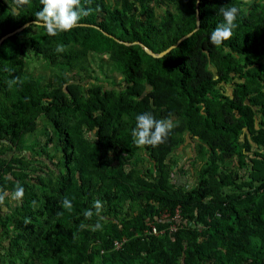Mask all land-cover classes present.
<instances>
[{
  "label": "trees",
  "instance_id": "1",
  "mask_svg": "<svg viewBox=\"0 0 264 264\" xmlns=\"http://www.w3.org/2000/svg\"><path fill=\"white\" fill-rule=\"evenodd\" d=\"M81 2L92 14L49 36L40 0L19 16L0 0V39L31 22L0 44V264H264V0H200L162 57L123 41L167 49L194 0ZM144 112L174 125L156 147L133 143Z\"/></svg>",
  "mask_w": 264,
  "mask_h": 264
},
{
  "label": "clouds",
  "instance_id": "2",
  "mask_svg": "<svg viewBox=\"0 0 264 264\" xmlns=\"http://www.w3.org/2000/svg\"><path fill=\"white\" fill-rule=\"evenodd\" d=\"M12 16H19L20 9L25 6H31V0H7ZM194 3L199 4V0H194ZM250 0H243L244 5H248ZM40 4L43 6L39 11L35 13V21L32 25H37L45 29L47 35L56 36L58 33L72 30L78 25L82 17H86L92 14L90 7H84L81 0H40ZM84 4H91V0H84ZM241 8L232 6L230 8H221L220 14L223 17L222 23L216 26L210 35V42L220 47L226 40H229L233 35V30L238 26L236 23L237 16L241 12ZM246 11V9H244ZM31 25V26H32ZM64 45L58 44L56 47L57 52L64 51ZM17 81L14 79L9 82V87L15 84ZM135 127L131 131L133 137V143L138 147L152 146L156 147L163 143L171 129L173 124L168 119L157 120L149 112L138 114L135 117ZM9 193L0 189V206L5 204L6 198ZM13 200L19 202L24 197V188L17 182L14 191L11 193ZM35 206V201L32 202ZM61 205L63 208L71 212L72 202L65 197ZM93 207L95 208V214L99 216L102 204L99 200L94 201ZM92 209L85 210L83 215L86 220H90L93 217ZM83 228L84 225L82 224ZM103 225L97 221L92 226V231L102 230Z\"/></svg>",
  "mask_w": 264,
  "mask_h": 264
},
{
  "label": "water",
  "instance_id": "3",
  "mask_svg": "<svg viewBox=\"0 0 264 264\" xmlns=\"http://www.w3.org/2000/svg\"><path fill=\"white\" fill-rule=\"evenodd\" d=\"M200 2V0H199ZM196 22H197V27L190 33L184 35L183 37H181L177 43L169 46L167 49L160 51V52H155L154 50H152L151 48H149L147 45H145L144 43L140 42V41H136V42H127V41H123L126 44H132V43H139L140 45L143 46V48L146 50L147 53H149L150 55L154 56V57H162L165 54H167L169 51H171L172 49H174L175 47H177L184 39H186L187 37H189L193 32H195L196 30H198L200 28V24H201V17H200V10H199V4H197V14H196ZM31 24V22H27L24 25H22L21 27L17 28L16 30L4 35L1 39H0V44L3 42V40L5 38H7L8 36L19 32L21 30H23L25 27L29 26ZM105 34L110 35L108 32L104 31Z\"/></svg>",
  "mask_w": 264,
  "mask_h": 264
},
{
  "label": "rangeland",
  "instance_id": "4",
  "mask_svg": "<svg viewBox=\"0 0 264 264\" xmlns=\"http://www.w3.org/2000/svg\"><path fill=\"white\" fill-rule=\"evenodd\" d=\"M36 65H39V64H36ZM94 67H95V70H96V72H95V75H99L103 80H107L106 79V76L103 74V73H101L100 71H99V69H98V67L96 66V65H94ZM33 73H37V72H39L40 71V69L39 68H36V69H30ZM106 70H107V73L109 74V75H111L112 76V78H114V79H120L121 78V75H120V73L119 72H117V71H112V70H110V68L107 66L106 67ZM41 127V126H40ZM42 128V127H41ZM28 137H31L30 135H28ZM192 148L191 147H186V148H184L183 149V151H182V153H178L179 154V156H180V160L182 161V162H185L186 160H187V158H190L191 157V155H192ZM188 167V166H187ZM195 167H197V166H195ZM189 170H190V172L189 173H187L188 174V176H186V178L184 179L185 180V182L187 181V178L189 177L190 178V180H189V182H192L193 180H195V171L193 172V169H190V168H188ZM192 172V173H191Z\"/></svg>",
  "mask_w": 264,
  "mask_h": 264
},
{
  "label": "built area",
  "instance_id": "5",
  "mask_svg": "<svg viewBox=\"0 0 264 264\" xmlns=\"http://www.w3.org/2000/svg\"><path fill=\"white\" fill-rule=\"evenodd\" d=\"M153 231H155V232H156V228H155V227L153 228Z\"/></svg>",
  "mask_w": 264,
  "mask_h": 264
}]
</instances>
